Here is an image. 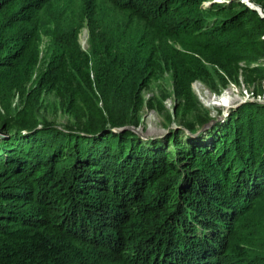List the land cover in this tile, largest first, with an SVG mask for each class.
<instances>
[{
    "label": "trees",
    "instance_id": "16d2710c",
    "mask_svg": "<svg viewBox=\"0 0 264 264\" xmlns=\"http://www.w3.org/2000/svg\"><path fill=\"white\" fill-rule=\"evenodd\" d=\"M205 1L0 0V264H264V104L184 130L192 81L262 91L264 16ZM166 71L184 127L145 138Z\"/></svg>",
    "mask_w": 264,
    "mask_h": 264
},
{
    "label": "rangeland",
    "instance_id": "374dc122",
    "mask_svg": "<svg viewBox=\"0 0 264 264\" xmlns=\"http://www.w3.org/2000/svg\"><path fill=\"white\" fill-rule=\"evenodd\" d=\"M208 2L206 0L204 3ZM256 4V3H255ZM88 29L87 26L83 25L78 31V40L82 47L88 48L87 43ZM37 70L41 69L43 63L39 64ZM237 82L228 80L224 87L219 86L218 91H213L207 84L201 80L196 79L191 82V90L195 97L199 101L200 109L208 111L210 119L204 123L201 127L199 126L195 132H190L184 129L185 132L196 136L197 133H201V137H207L206 141L210 143V135H208V130L211 126L219 120L224 121L230 110L235 108L239 103L245 100H257L264 104V85L262 86V91L260 93H253V84H247L244 80L242 74V69H238ZM223 73L221 69L217 70V74ZM144 105L141 110V123L136 127L143 137L149 136H162L166 133L169 127L177 128L184 127L183 124L178 123L176 114L174 113V101L175 94L173 91V80L169 72H164L163 77L157 80L150 81L147 88L143 90ZM221 96V97H220ZM218 98L221 99L218 100ZM222 98H226V102H223ZM151 99L150 103L148 102ZM48 106L52 107V114L50 116H55L58 121L66 120V114H63L60 109H58V101L48 94L46 98ZM162 104V108H160ZM57 105V108H56ZM57 112L54 114L53 112ZM49 114V112H48ZM195 115L193 112L189 115V118ZM170 116V120L167 118Z\"/></svg>",
    "mask_w": 264,
    "mask_h": 264
},
{
    "label": "water",
    "instance_id": "95a60500",
    "mask_svg": "<svg viewBox=\"0 0 264 264\" xmlns=\"http://www.w3.org/2000/svg\"><path fill=\"white\" fill-rule=\"evenodd\" d=\"M242 1H244L248 6H250V7H252V8H254V9H256L261 15H263L264 16V11L262 10V8L258 5V4H255L253 1H251V0H242ZM263 37H264V35H263ZM221 97V96H220ZM118 128H120V127H118ZM117 128V129H118Z\"/></svg>",
    "mask_w": 264,
    "mask_h": 264
},
{
    "label": "bare ground",
    "instance_id": "6f19581e",
    "mask_svg": "<svg viewBox=\"0 0 264 264\" xmlns=\"http://www.w3.org/2000/svg\"><path fill=\"white\" fill-rule=\"evenodd\" d=\"M223 99V102L225 101L226 102V98H222ZM218 100H220L221 101V99L220 98H218Z\"/></svg>",
    "mask_w": 264,
    "mask_h": 264
}]
</instances>
